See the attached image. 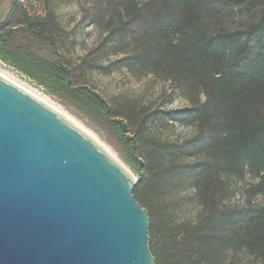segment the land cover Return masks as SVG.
Here are the masks:
<instances>
[{
	"label": "trees",
	"instance_id": "trees-1",
	"mask_svg": "<svg viewBox=\"0 0 264 264\" xmlns=\"http://www.w3.org/2000/svg\"><path fill=\"white\" fill-rule=\"evenodd\" d=\"M263 6L241 29L210 31L207 17ZM90 22L103 31L78 59L77 28L52 9L31 13L11 0L0 18V60L50 95L108 128L137 175L133 193L149 212L156 264H242L264 260V203L231 204L232 177L252 175L264 194V0H93ZM175 85L189 104L153 106L141 98L110 103L89 74L122 69ZM191 127L171 139L161 130ZM192 183L194 222L174 219L171 194Z\"/></svg>",
	"mask_w": 264,
	"mask_h": 264
},
{
	"label": "water",
	"instance_id": "water-1",
	"mask_svg": "<svg viewBox=\"0 0 264 264\" xmlns=\"http://www.w3.org/2000/svg\"><path fill=\"white\" fill-rule=\"evenodd\" d=\"M137 181L0 75V264H156Z\"/></svg>",
	"mask_w": 264,
	"mask_h": 264
},
{
	"label": "rangeland",
	"instance_id": "rangeland-1",
	"mask_svg": "<svg viewBox=\"0 0 264 264\" xmlns=\"http://www.w3.org/2000/svg\"><path fill=\"white\" fill-rule=\"evenodd\" d=\"M31 13H45L52 9L60 20L68 28H79L78 44L70 49V55L78 59L102 37L103 31L93 25L89 15L93 13V0H21ZM210 3L217 0H205ZM11 0H0V18H4L10 8ZM262 5L248 11L242 10L233 17L209 15L206 24L210 31L225 29L233 31L247 26L259 15ZM0 74L20 86L24 90L35 94L41 100L63 111L70 118L76 120L85 128L91 130L110 149L117 160L137 178L136 173L124 160L123 149L114 134L106 127L94 121L91 117L79 110L75 105L64 102L49 93L24 74L0 60ZM88 83L96 91L100 92L110 103L114 100L124 101L127 98H141L153 106L165 105L177 107L188 105V100L181 95L175 85L152 74L145 75L141 71L122 69L110 75L94 72L89 74ZM161 133L171 139L186 138L193 134L191 127L175 125L161 130ZM257 180L250 174L244 178L232 177L229 179L234 190L231 204L243 205L249 201L264 203V194L255 195L251 191V185ZM170 200L177 202L174 219L177 221L196 220L199 205L195 196L192 183H188L181 191L171 194ZM242 264H264L259 257L245 256Z\"/></svg>",
	"mask_w": 264,
	"mask_h": 264
},
{
	"label": "bare ground",
	"instance_id": "bare-ground-1",
	"mask_svg": "<svg viewBox=\"0 0 264 264\" xmlns=\"http://www.w3.org/2000/svg\"><path fill=\"white\" fill-rule=\"evenodd\" d=\"M1 75V74H0ZM5 78V77H4ZM7 79V78H6ZM10 81V80H9ZM12 82V81H11ZM13 83V82H12ZM15 84V83H14ZM16 85V84H15ZM18 86V85H17ZM20 87V86H18ZM21 88V87H20ZM23 89V88H22ZM26 91V90H25ZM28 92V91H27ZM29 94L33 95L36 97L38 100L46 104L48 107L56 111L57 113L61 114L64 118H66L70 123H72L75 127H77L80 131H82L85 135H87L91 140H93L96 144H98L104 151H106L110 156H112L118 163H120L117 158L112 154L110 149L97 137L95 133H93L91 130L85 128L82 126L80 123L76 122V120L70 118L68 115L63 113V111H60L59 109L53 107L52 105L48 104L45 102V100H41L39 97H37L35 94L28 92ZM120 165H122L120 163ZM123 166V165H122ZM124 167V166H123ZM125 168V167H124ZM126 169V168H125ZM127 170V169H126ZM128 171V170H127ZM131 175V174H130Z\"/></svg>",
	"mask_w": 264,
	"mask_h": 264
}]
</instances>
